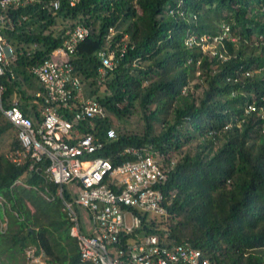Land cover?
<instances>
[{"label": "trees", "instance_id": "trees-1", "mask_svg": "<svg viewBox=\"0 0 264 264\" xmlns=\"http://www.w3.org/2000/svg\"><path fill=\"white\" fill-rule=\"evenodd\" d=\"M69 1L60 0L55 13L37 2L10 11L15 21L26 19L5 31L9 42L17 51L37 47L32 56L18 55L13 76L0 77L2 105L15 96L36 120L42 87L28 66L60 45L65 30L88 27L72 64L83 96L99 101L110 117L95 118L93 126L83 121L81 130L104 140L100 154L114 164L134 158L120 157L123 148L151 145L167 168L161 185L167 217L156 225L143 216L140 232L187 240L211 264H264V0ZM222 23L238 36L224 41L226 60L185 44L188 35L211 38ZM110 28L112 42L124 38V51L99 78L96 53ZM133 115L139 126L115 127L116 137L105 138L115 121L127 123ZM18 146L0 112V221H7L0 264H87L68 233L57 184L7 159ZM28 247L42 254V263L27 261Z\"/></svg>", "mask_w": 264, "mask_h": 264}, {"label": "built area", "instance_id": "built-area-1", "mask_svg": "<svg viewBox=\"0 0 264 264\" xmlns=\"http://www.w3.org/2000/svg\"><path fill=\"white\" fill-rule=\"evenodd\" d=\"M76 1L70 0V5ZM35 2L52 13L60 6V0H0V77L6 72L13 76L11 64L18 55L32 56L37 47L34 43L17 51L5 35L6 30H15L26 19L22 16L15 21L10 11ZM89 32L83 25L65 30L60 45L28 66L42 87V92L36 93L41 97L36 120L23 113L15 96L6 106L2 105L4 85L0 82V112L14 127L19 143L17 148L6 152L7 159L25 166L28 172H41L46 181L57 184L56 196L69 223L68 233L76 239L82 262L211 264L203 251L187 240L173 242L165 231L161 235L140 232L143 216L145 222L152 219L156 225L167 217L165 194L161 190L167 168L159 160V152L151 145L126 147L117 154L120 157L131 154L134 158L114 164L110 157L100 154L105 147L104 140L81 130L83 121L93 126L95 118L110 116L99 101L83 96L82 84L72 64L77 45ZM113 33L110 28L105 45L96 53L100 60L99 78L115 66L124 51V45H120L124 38L112 42ZM237 39L229 25L222 23L211 38L188 35L185 44L198 45L210 56L226 60L224 41L234 43ZM253 109L254 105H247L245 113ZM261 111L264 117V105ZM104 136L115 138V127H108ZM3 201L0 197V204ZM6 226L3 217L0 230L4 231ZM25 255L29 262H43L42 254L36 255L33 247H28Z\"/></svg>", "mask_w": 264, "mask_h": 264}, {"label": "rangeland", "instance_id": "rangeland-1", "mask_svg": "<svg viewBox=\"0 0 264 264\" xmlns=\"http://www.w3.org/2000/svg\"><path fill=\"white\" fill-rule=\"evenodd\" d=\"M198 91H199V89H198ZM139 123H140V121H139L137 115H133V116H131V118L129 119V121L127 123H125L123 121H115L112 126L113 127H119V128H121V127L125 128L126 127L127 130L130 131V130L135 129L137 126H139ZM156 126H158V125H156Z\"/></svg>", "mask_w": 264, "mask_h": 264}]
</instances>
